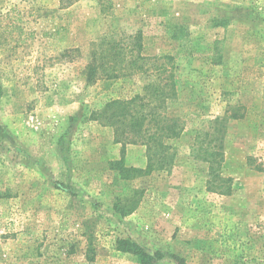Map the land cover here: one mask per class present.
<instances>
[{"label": "rangeland", "instance_id": "1", "mask_svg": "<svg viewBox=\"0 0 264 264\" xmlns=\"http://www.w3.org/2000/svg\"><path fill=\"white\" fill-rule=\"evenodd\" d=\"M138 32L173 58L186 130L168 169L124 180L115 163L145 169L146 148L92 113L158 76L84 70L93 43ZM119 239L156 264H264V0H0V264H140Z\"/></svg>", "mask_w": 264, "mask_h": 264}, {"label": "trees", "instance_id": "2", "mask_svg": "<svg viewBox=\"0 0 264 264\" xmlns=\"http://www.w3.org/2000/svg\"><path fill=\"white\" fill-rule=\"evenodd\" d=\"M60 1L63 8L71 3V0ZM165 60L161 62L158 57L144 54L143 35L140 32L104 36L92 44L90 62L84 70L89 84L140 75L158 76V81L146 82L141 93L110 100L103 108L92 113L93 120L113 129L115 141L124 148L128 145L146 148L145 169L125 167L123 159L115 163L124 180L131 179L133 174L134 177H141L168 169L176 156L171 141L185 133V122L174 113L175 104L179 102V86L175 79V67L171 63L173 58L166 57ZM195 141H199V138ZM200 152H203V160L210 163L213 172L220 168L223 160L218 150L210 149L208 144ZM124 201L126 203L123 208H118V212L127 216L135 211L139 200L134 195L124 198ZM117 250L136 256L140 264H156L164 258L159 252L154 255L147 253L140 245L127 239L117 241ZM179 264L184 263L180 261Z\"/></svg>", "mask_w": 264, "mask_h": 264}]
</instances>
